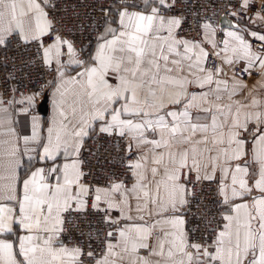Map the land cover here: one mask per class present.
<instances>
[{
	"label": "snow or ice",
	"instance_id": "obj_1",
	"mask_svg": "<svg viewBox=\"0 0 264 264\" xmlns=\"http://www.w3.org/2000/svg\"><path fill=\"white\" fill-rule=\"evenodd\" d=\"M0 53V264H264V0H0Z\"/></svg>",
	"mask_w": 264,
	"mask_h": 264
},
{
	"label": "built area",
	"instance_id": "obj_2",
	"mask_svg": "<svg viewBox=\"0 0 264 264\" xmlns=\"http://www.w3.org/2000/svg\"><path fill=\"white\" fill-rule=\"evenodd\" d=\"M18 49V45L15 41L12 42L7 55L13 56ZM3 53H0V58H2ZM10 66H0V78H2L4 75H6L7 71L9 70Z\"/></svg>",
	"mask_w": 264,
	"mask_h": 264
},
{
	"label": "crops",
	"instance_id": "obj_3",
	"mask_svg": "<svg viewBox=\"0 0 264 264\" xmlns=\"http://www.w3.org/2000/svg\"><path fill=\"white\" fill-rule=\"evenodd\" d=\"M114 215L116 214V213H113Z\"/></svg>",
	"mask_w": 264,
	"mask_h": 264
}]
</instances>
